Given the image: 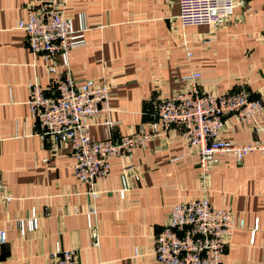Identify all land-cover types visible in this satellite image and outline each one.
Instances as JSON below:
<instances>
[{
    "label": "crops",
    "instance_id": "1",
    "mask_svg": "<svg viewBox=\"0 0 264 264\" xmlns=\"http://www.w3.org/2000/svg\"><path fill=\"white\" fill-rule=\"evenodd\" d=\"M32 1L0 0V180L13 195L0 204V228H7L0 264L44 261L55 241L76 249L80 264H159L155 234L170 206L201 194L198 155L180 136L151 139L135 150L122 197V162L113 159L107 177L97 182L101 193L89 227L90 197L73 173L71 146L48 141L29 115L28 82L48 81L45 59L30 50L18 27ZM235 1L229 24L182 26L178 0H68L65 13L75 26L78 13H85L86 44L69 50L67 64L56 55L57 71L70 73L77 83L102 76L110 82L107 117L115 122L107 126L103 115L95 117L92 138L148 126L155 99L175 93L191 70L201 71L206 91L243 84L264 99V0ZM221 135L236 142L264 141V112L250 125L235 114L226 116ZM208 196L214 206L235 212L222 264H264V152H249L240 161L231 153L218 154ZM32 207L40 224L21 235L11 218L28 215Z\"/></svg>",
    "mask_w": 264,
    "mask_h": 264
},
{
    "label": "built area",
    "instance_id": "2",
    "mask_svg": "<svg viewBox=\"0 0 264 264\" xmlns=\"http://www.w3.org/2000/svg\"><path fill=\"white\" fill-rule=\"evenodd\" d=\"M68 0H34L25 6V16L18 27L25 31V40L34 53H41L46 61L48 81L40 84L28 82L29 115L48 141L68 143L75 156L73 173L86 184L85 193L90 197L85 211L87 224L93 227L92 218L97 212L96 199L101 190L97 182L109 174L111 161L122 162V186L119 196L129 188L128 172L133 171L132 158L136 149L158 137L180 136L198 155L201 194L174 202L166 220L155 234L154 255L159 264H222L226 238L232 233L235 212L232 208L214 206L208 196L211 166L220 153H231L236 161L249 152H264V141L236 142L222 136L225 117L237 115L243 124H253L264 112V99L252 96L243 84L235 89L209 92L202 88L200 70H191L181 76L182 86L170 96L155 99L153 118L148 126L112 137L94 139L90 125L95 117L104 116V123L112 126L115 121L107 117L110 82L105 76L87 78L77 83L70 73L61 74L55 66L56 55L63 64L68 63L71 48L86 44L87 24L85 13L77 15L78 25L66 15ZM177 18L182 26L229 24L235 0H178ZM190 49L186 55L190 57ZM6 183L0 180V204L12 200ZM77 211V208H75ZM42 214L47 215L44 209ZM21 235L38 228L40 215L35 207L26 216L11 218ZM239 226L243 225L240 220ZM256 225L252 229L253 233ZM7 228H0V243L6 240ZM94 244L97 233L91 230ZM19 264H80L78 252L63 247L55 241L46 260H22Z\"/></svg>",
    "mask_w": 264,
    "mask_h": 264
},
{
    "label": "trees",
    "instance_id": "3",
    "mask_svg": "<svg viewBox=\"0 0 264 264\" xmlns=\"http://www.w3.org/2000/svg\"><path fill=\"white\" fill-rule=\"evenodd\" d=\"M231 89H235V88H231ZM251 95H253V94H251ZM253 96H255V95H253Z\"/></svg>",
    "mask_w": 264,
    "mask_h": 264
}]
</instances>
